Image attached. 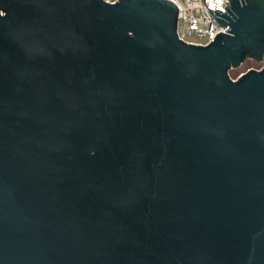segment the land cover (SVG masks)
Wrapping results in <instances>:
<instances>
[{"label":"water","instance_id":"water-1","mask_svg":"<svg viewBox=\"0 0 264 264\" xmlns=\"http://www.w3.org/2000/svg\"><path fill=\"white\" fill-rule=\"evenodd\" d=\"M224 8L0 0V264H264V0Z\"/></svg>","mask_w":264,"mask_h":264},{"label":"built area","instance_id":"built-area-1","mask_svg":"<svg viewBox=\"0 0 264 264\" xmlns=\"http://www.w3.org/2000/svg\"><path fill=\"white\" fill-rule=\"evenodd\" d=\"M115 3L117 0H105ZM177 7V38L191 45L206 46L219 33L227 32L228 26L219 25L209 11L217 9L225 12L229 0H170ZM264 61L262 62V65ZM261 65V66H262ZM262 68V67H260Z\"/></svg>","mask_w":264,"mask_h":264},{"label":"rangeland","instance_id":"rangeland-1","mask_svg":"<svg viewBox=\"0 0 264 264\" xmlns=\"http://www.w3.org/2000/svg\"><path fill=\"white\" fill-rule=\"evenodd\" d=\"M250 61H252V60H250V59H246V60H244L240 65H239V67L238 68H231L230 70H229V76L233 79V80H235L236 78H234L231 74H232V71H239V75L240 74H242V73H244V72H246L247 70H249V69H253V68H257V69H260V67H257L256 66V64H252V63H250ZM254 61V60H253ZM252 61V62H253ZM260 63V62H259ZM260 65H262V63H260ZM247 67V66H250L249 68H245V67ZM244 67V68H243ZM246 69V70H245ZM238 75V76H239ZM237 76V77H238Z\"/></svg>","mask_w":264,"mask_h":264},{"label":"trees","instance_id":"trees-1","mask_svg":"<svg viewBox=\"0 0 264 264\" xmlns=\"http://www.w3.org/2000/svg\"><path fill=\"white\" fill-rule=\"evenodd\" d=\"M250 63H254V64H256V66L257 67H261V65H260V63L259 62H256V61H250ZM245 67V66H244ZM243 67V68H244ZM250 66H247V67H245V68H249ZM246 70V69H245ZM234 78H237V76L239 75V71H232V74H231Z\"/></svg>","mask_w":264,"mask_h":264}]
</instances>
